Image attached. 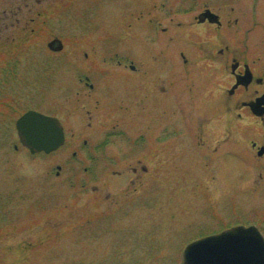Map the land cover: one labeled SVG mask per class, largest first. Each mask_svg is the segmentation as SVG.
<instances>
[{
    "label": "rangeland",
    "instance_id": "374dc122",
    "mask_svg": "<svg viewBox=\"0 0 264 264\" xmlns=\"http://www.w3.org/2000/svg\"><path fill=\"white\" fill-rule=\"evenodd\" d=\"M223 4L0 0V264H182L183 250L197 239L264 225L262 161L252 162L245 145L209 136L224 117L208 109L212 60L204 52L214 50L219 66L216 51L225 42L197 17L205 7L225 16ZM54 39L63 44L59 52L48 47ZM174 50L182 82L175 65L168 64L173 79L162 69ZM127 60L136 62V72ZM143 63L156 105L134 112L129 86L144 75ZM85 75L109 85L111 95L90 93L80 81ZM164 81L181 84L174 112L160 106ZM29 110L61 120L62 148L32 155L23 147L16 121ZM235 118L228 141L242 128ZM142 137L153 145L149 163L125 148ZM103 140L107 159L98 153Z\"/></svg>",
    "mask_w": 264,
    "mask_h": 264
},
{
    "label": "flooded vegetation",
    "instance_id": "af4514ba",
    "mask_svg": "<svg viewBox=\"0 0 264 264\" xmlns=\"http://www.w3.org/2000/svg\"><path fill=\"white\" fill-rule=\"evenodd\" d=\"M223 1L225 16L217 13L216 10L205 7L197 17L198 25L208 23L210 26L214 27V30L222 32L225 42L224 48L216 51V55L223 58L219 66L213 64L217 61L214 59V50H206V52H204L205 54L208 52V56L211 57L209 61L212 60V62L210 61L212 65H209L211 70L209 83L213 90L209 93L210 105L208 109L212 115L217 113L223 116V122L225 121L224 123H213L212 121L213 124L209 127V136L212 142H219V144L234 143L237 147H243V145H245V149L248 150L247 153L252 162L254 158L258 159L259 162L262 161L261 171L258 175L260 179L264 180V102H261L264 98V66L262 64V60L264 59V45L262 46L261 42L264 43V41H261L259 38V30L264 33V3L262 2L263 0H235V2H233L237 4L235 7L232 5L233 0ZM205 14H207V16H205ZM180 26H182V23L178 24L177 29H180ZM162 31L167 33L168 28H162ZM249 41L251 42L249 43ZM173 54H175L173 58L175 57L176 60L175 58L170 61L166 60L162 69H165L166 77L173 79V74L171 75L168 70V64L170 65L169 67H174L175 65L180 79L179 73L181 70V63L177 60L176 50H174ZM179 55L183 64L188 66L190 61L186 58L185 54L180 51ZM126 63V67L130 68L132 72L137 71L138 66L135 65L136 62L134 60H127ZM116 64L121 65V61L116 60ZM141 66H139V69ZM142 68L145 69L144 75L140 77V80L138 79L139 81L137 80L138 82L133 79L129 86V105L134 112L140 110L148 112L151 110L152 106L156 105V99L151 96L152 82L147 76V73H149V66L143 63ZM168 73L170 74L169 76ZM80 81L84 83L90 93L91 91H95L96 93L100 91V88L102 91H105L107 95H111V88L109 85H106L104 88L99 83L96 82V84L92 82L90 76L85 75L83 78H80ZM239 81L241 83L240 85H238ZM180 82H182L181 79ZM218 82H220V84L217 85ZM180 85V83L174 84L171 81L169 85H167L166 81L162 83L160 88V106L162 111L167 113L168 110L174 112L180 109H177L179 104L177 93L180 90ZM216 88L220 91H218V94ZM108 89L109 93L106 91ZM170 97L173 98L171 99ZM173 99L176 102L175 107L172 106ZM259 103L261 105L257 108L256 105H259ZM255 111H259L258 114L255 113ZM234 117H236V122L241 121L243 124H241L242 128H239L240 126L235 128L233 141H228L227 138L229 133L226 128H229V123ZM58 120L64 130L61 120ZM165 127H167V125H165ZM222 135L223 139L220 141L219 138ZM144 136L145 135H143V137ZM87 143L88 142L85 141V145H87ZM107 146L108 141L105 140L98 145L97 148L98 153L101 155L100 157L104 158V155L107 154L106 159L109 158L108 155L110 152L106 151ZM152 147L153 145L147 137L146 139L143 138L134 142L130 141L129 144L125 146L126 149H130L128 154L132 157L138 154L140 157L144 158L146 163H149L148 161L151 158ZM161 147L164 148L166 146L162 145ZM77 154L78 153L75 152L73 156L75 157ZM114 156L116 157V155ZM95 160L99 161L98 159ZM144 161L138 160L139 163ZM138 170L134 168L132 170L133 174L137 175V173H139ZM140 171L143 174L149 173L146 166H141ZM262 186L264 188V184ZM258 224L259 221L256 224L248 223L240 226H254L264 237V225Z\"/></svg>",
    "mask_w": 264,
    "mask_h": 264
},
{
    "label": "water",
    "instance_id": "95a60500",
    "mask_svg": "<svg viewBox=\"0 0 264 264\" xmlns=\"http://www.w3.org/2000/svg\"><path fill=\"white\" fill-rule=\"evenodd\" d=\"M48 47L59 52L63 44L55 39ZM261 102H264V98ZM260 103L256 105L257 108ZM16 130L21 144L33 155L56 152L66 140L57 118L34 110L18 119ZM182 264H264V237L254 226L234 227L187 245L182 254Z\"/></svg>",
    "mask_w": 264,
    "mask_h": 264
},
{
    "label": "trees",
    "instance_id": "16d2710c",
    "mask_svg": "<svg viewBox=\"0 0 264 264\" xmlns=\"http://www.w3.org/2000/svg\"><path fill=\"white\" fill-rule=\"evenodd\" d=\"M0 205H1V200H0Z\"/></svg>",
    "mask_w": 264,
    "mask_h": 264
}]
</instances>
